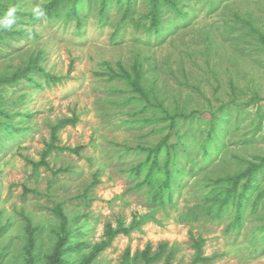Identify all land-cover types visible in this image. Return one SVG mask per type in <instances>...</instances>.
Masks as SVG:
<instances>
[{
  "label": "rangeland",
  "instance_id": "obj_1",
  "mask_svg": "<svg viewBox=\"0 0 264 264\" xmlns=\"http://www.w3.org/2000/svg\"><path fill=\"white\" fill-rule=\"evenodd\" d=\"M71 1L0 0V18L17 8L0 29V264H264V0H179L158 34L147 0L103 21L80 0L79 24ZM165 135L184 146L160 203L145 179ZM260 164L236 226L218 201Z\"/></svg>",
  "mask_w": 264,
  "mask_h": 264
},
{
  "label": "trees",
  "instance_id": "obj_2",
  "mask_svg": "<svg viewBox=\"0 0 264 264\" xmlns=\"http://www.w3.org/2000/svg\"><path fill=\"white\" fill-rule=\"evenodd\" d=\"M90 1V0H89ZM99 16L100 20L103 21V18H106V9L108 5L111 4V0H99ZM116 3L121 6L124 0H115ZM211 3H213V0H210ZM126 4V9L123 14V18L127 17V13L130 11V8L132 6L133 0H125ZM148 4V12L146 14V18L149 19V31H153L155 34L159 33V29L161 27V14L164 11L167 12H174L175 14L179 16H183L181 10L178 7L179 0H147ZM81 3L80 0H72L71 5H70V10L69 13L67 14L66 17L68 18H75L78 20L79 24V9H80ZM176 116H170L169 120V127L174 128L175 127V121L177 117L180 118H187L186 115L184 114H177ZM67 124L73 125L74 121L71 120H65L62 121L60 126H65ZM211 130H214V127L211 126ZM216 131V130H215ZM212 131L214 135L218 136L217 133ZM211 138V135H208ZM206 141L203 149L204 153L207 154L208 152V147L210 143H214L215 140L213 141ZM169 141V135H165L161 142L155 147V149L152 151L153 155V161L151 162L149 168H148V174L145 179V182L148 185H153L157 180L158 176L162 178V182L160 183L157 191L154 193V201L155 202H164V200H170L171 198V184L173 183V178L177 175H179L180 172V167L178 166V148L183 147L184 143L182 142V138L179 135H176L171 144ZM161 153H164L165 155V162L162 168H157L158 167V158ZM148 157V161H149ZM169 166L171 168H169ZM144 167V165L142 166ZM261 164L258 166H250V168L247 170L246 173H242L239 175H236L229 180L230 182V187L225 191L224 197L218 201V210L223 209L228 203H232L235 205V218L234 222L236 226H239L241 224V217H242V211L244 207V200L248 199V196L250 193H252L258 186L254 180V175L253 173L256 170H260ZM257 172V171H256ZM245 178V181L241 183V180ZM241 184V185H240ZM240 185V188H239ZM167 192V197L164 196V192ZM167 198V199H166ZM58 216L61 219L60 223V229L62 232L61 239H60V245L65 244L67 240V236L65 233V218L62 215L61 210L57 211ZM126 231L124 230H115L112 231L111 229L106 231V236L108 237V240H112L115 236L121 233H125Z\"/></svg>",
  "mask_w": 264,
  "mask_h": 264
},
{
  "label": "clouds",
  "instance_id": "obj_3",
  "mask_svg": "<svg viewBox=\"0 0 264 264\" xmlns=\"http://www.w3.org/2000/svg\"><path fill=\"white\" fill-rule=\"evenodd\" d=\"M16 12L17 8L15 6L9 7L2 18H0V29L11 30L13 25L16 23ZM33 12L36 17H44L45 12L39 6L33 8Z\"/></svg>",
  "mask_w": 264,
  "mask_h": 264
}]
</instances>
